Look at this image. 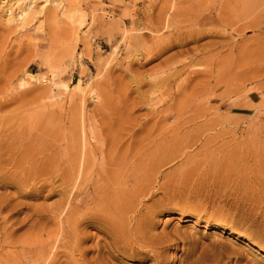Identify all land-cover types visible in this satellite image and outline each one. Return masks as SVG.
Wrapping results in <instances>:
<instances>
[{"label": "rangeland", "instance_id": "rangeland-1", "mask_svg": "<svg viewBox=\"0 0 264 264\" xmlns=\"http://www.w3.org/2000/svg\"><path fill=\"white\" fill-rule=\"evenodd\" d=\"M0 166V264H264V0H0Z\"/></svg>", "mask_w": 264, "mask_h": 264}, {"label": "bare ground", "instance_id": "bare-ground-1", "mask_svg": "<svg viewBox=\"0 0 264 264\" xmlns=\"http://www.w3.org/2000/svg\"><path fill=\"white\" fill-rule=\"evenodd\" d=\"M52 76V75H51ZM42 78V77H41ZM48 79V78H47ZM46 79V80H47ZM40 82V81H38ZM90 89V87H89ZM88 89V90H89ZM91 91H89L91 93V96L92 97L91 99L94 100V90L91 88L90 89ZM87 93H82V96H81V101L83 102L84 101V98L86 96ZM96 95V93H95ZM96 97V96H95ZM82 143V142H81ZM81 149H83L85 151V143L81 145ZM84 153H82V155L80 156L79 159V162H77V166H76V169L74 167H71L72 169H69V170H72L70 172H68L65 176V178L62 179V185H64V189H63V192H67V197L64 201L62 202H59L57 203L56 205H54L53 207H51V210H52V215H56L57 217L61 218V219H65L66 222L68 223V228L70 229V235H72V237L70 236V238H72V242L76 245L77 244V232H76V228L79 227V225L83 222V220H85L87 217H90V219H96L97 221H101L107 225H111L110 223L112 222V220L114 221L115 219V216L117 214H115V210L118 208V204L115 200L114 197H109V198H106V199H103L100 201H98L95 206L93 207L94 210H96V212L94 213H90L92 212L93 209L91 208H87L86 209V212H81L80 211V208L83 207L84 205L82 203H76V204H72L75 199H76V194L78 193V191L80 190L81 188V185L82 183L85 182V179H86V175L87 173L89 172V165H88V162L87 161H84ZM86 158V157H85ZM111 161V160H110ZM112 162V161H111ZM115 164V163H114ZM147 166V165H146ZM91 167V166H90ZM144 167V165L142 166ZM139 168V167H138ZM154 168V167H153ZM135 170V169H134ZM60 171V170H59ZM130 171H133V170H130ZM5 172V169L1 166H0V182L6 180V174L4 173ZM140 172H141V169H140ZM150 172V171H149ZM154 172V171H153ZM133 173V172H131ZM54 174V173H53ZM60 174V173H59ZM58 174V176H59ZM108 175V174H107ZM119 175V174H118ZM135 175V174H134ZM57 176V175H56ZM63 176V175H62ZM140 176V175H139ZM138 176V177H139ZM104 177V176H103ZM121 177V176H120ZM143 177V176H142ZM99 178V177H98ZM105 178V177H104ZM126 178H129L126 177ZM52 179V178H51ZM101 179V178H100ZM142 179V178H140ZM146 179V178H145ZM117 180V179H116ZM138 180V179H137ZM149 180V179H148ZM98 181V180H97ZM140 181V180H138ZM145 181V180H144ZM61 182V181H60ZM103 181H101L102 183ZM119 182V181H118ZM127 182V180H126ZM143 182V181H142ZM141 182V183H142ZM146 182V181H145ZM100 183V182H99ZM104 183V182H103ZM106 183H107V180H106ZM104 183V184H106ZM117 183V182H116ZM122 183V182H121ZM48 184V183H47ZM137 184V182H136ZM93 185L95 186V184L93 183ZM115 185V184H113ZM40 186V185H39ZM101 186V185H100ZM109 186V185H108ZM37 187V186H36ZM106 187V185H105ZM104 187V188H105ZM116 187V186H115ZM137 187V186H136ZM145 187V185L143 186ZM142 187V188H143ZM108 188V187H107ZM111 188V187H110ZM141 188V189H142ZM38 189V188H37ZM60 189V188H59ZM132 189V187H131ZM134 190V189H133ZM143 190H146V189H142V190H139L141 192H143ZM105 191V190H104ZM110 191V190H109ZM86 192V191H85ZM106 192V191H105ZM113 192V191H112ZM129 192V191H128ZM131 192V191H130ZM136 192V190H135ZM134 192V193H135ZM90 193V192H89ZM102 193V192H101ZM100 193V194H101ZM118 194V193H117ZM132 193L128 194L129 197ZM78 195V194H77ZM81 195V194H80ZM109 195V194H108ZM125 195V194H124ZM84 196H85V193H84ZM83 196V197H84ZM116 196V195H114ZM135 196V195H134ZM81 197V196H80ZM82 198V197H81ZM80 198V200H81ZM87 198V196H86ZM91 198V196H90ZM94 198V197H93ZM92 198V199H93ZM118 198V197H117ZM132 198V196H131ZM134 198V197H133ZM88 199V198H87ZM91 199V201H92ZM78 200V199H77ZM84 200V199H82ZM90 200V199H89ZM95 201V200H94ZM91 203V202H89ZM93 203V202H92ZM86 204V203H85ZM88 204V203H87ZM128 204V203H127ZM73 205V207H72ZM3 205L0 204V212L2 211ZM128 206V205H127ZM90 207V206H89ZM98 207V208H96ZM96 208V209H95ZM124 209V208H123ZM85 211V209H84ZM86 217V218H85ZM92 221V220H91ZM94 221V220H93ZM96 221V222H97ZM64 223V222H63ZM83 225V224H82ZM78 226V227H77ZM102 226H105V225H102ZM106 227V226H105ZM67 229V228H66ZM67 232V231H66ZM69 235V233H68ZM35 241V240H34ZM72 244V243H71ZM72 246V245H71ZM76 247V246H75ZM74 250V249H72ZM77 252V251H76Z\"/></svg>", "mask_w": 264, "mask_h": 264}]
</instances>
